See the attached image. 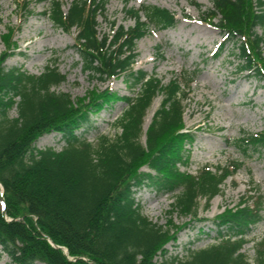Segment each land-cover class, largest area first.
Wrapping results in <instances>:
<instances>
[{
    "label": "trees",
    "instance_id": "1",
    "mask_svg": "<svg viewBox=\"0 0 264 264\" xmlns=\"http://www.w3.org/2000/svg\"><path fill=\"white\" fill-rule=\"evenodd\" d=\"M107 1L74 0L63 11L61 3L52 0L42 14L63 32L74 31V50L83 72L102 81L127 75L138 85L135 96L104 89L89 90L73 100L54 90L64 80L55 66H45L38 75L6 68L4 62L15 48L13 30L0 37L1 251L13 264H249L240 250L262 217V201L256 196L214 216V242L188 250L183 258L166 256L165 245L175 241L179 228L156 225L141 214L136 189L146 185L169 193L172 210L190 215L199 198L209 201L241 164L231 162L213 172L201 166L195 175L180 170L188 159L185 145L194 136L182 119L181 85L190 80L173 77L162 84L152 74L132 70L136 40L149 26H173L174 15L163 7L124 3L123 13L132 25L111 21L109 34H98L96 17ZM210 3L201 19L220 33L214 55L228 44L237 58L236 71L264 80V36L256 32L264 27V0ZM19 8L24 12L22 2ZM157 95L160 101L141 144L143 116ZM115 102L124 106L113 139L101 135L92 144L76 133L89 124L90 115ZM13 107L16 116L8 117ZM50 132L59 134L64 146L58 151L35 148L34 141ZM236 143L242 152L264 149V130L243 134ZM254 250L255 264H264V237Z\"/></svg>",
    "mask_w": 264,
    "mask_h": 264
},
{
    "label": "rangeland",
    "instance_id": "2",
    "mask_svg": "<svg viewBox=\"0 0 264 264\" xmlns=\"http://www.w3.org/2000/svg\"><path fill=\"white\" fill-rule=\"evenodd\" d=\"M52 0H0V37L12 29L15 48L4 62L6 68L16 67L30 75H38L45 66H55L64 80L54 87L67 93L73 100L89 90L100 92L109 89L118 95L135 96L138 85L127 75L99 80L83 72L73 45L74 31L65 33L42 14ZM63 11L74 0H58ZM21 2L24 12H21ZM138 8L154 5L167 9L176 23L165 29L147 28L146 34L136 40V53L132 70L152 74L162 84L173 77L181 82L182 119L184 128L194 133L188 150V159L180 170L195 175L201 166L213 172L216 167H226L240 162V167L218 185V193L209 201L199 198L194 214L181 215L172 210L169 193L157 192L144 185L135 190L134 199L141 214L150 222L171 229L179 228L175 241L165 245L166 256L183 258L188 250H196L214 242L216 229L211 220L225 207H234L245 198L262 201L261 220L245 236L241 252L249 264H255V246L264 237V149L241 151L236 140L243 134H257L264 130V80L237 72V58L232 46L225 44L218 54L214 51L220 42L219 31L206 24L201 15L211 8L210 0H108L104 10L96 17L98 34H109V22L132 25L123 13V4ZM216 18L212 19V22ZM256 32L264 36V27ZM31 38V39H30ZM156 46L158 49H156ZM4 46L0 38V53ZM219 51V50H218ZM217 51V52H218ZM160 95L155 96L143 116L139 142H144L153 111L158 107ZM124 104L110 103L89 117V124L76 133L96 144L99 136L113 139L119 132L116 121ZM8 117L16 116L14 107ZM148 119V120H146ZM57 133H45L33 143L37 149L64 146ZM140 170H146L141 167ZM185 224V225H184ZM159 261V258H155ZM0 264H13L0 249ZM34 264H42L36 262Z\"/></svg>",
    "mask_w": 264,
    "mask_h": 264
},
{
    "label": "bare ground",
    "instance_id": "3",
    "mask_svg": "<svg viewBox=\"0 0 264 264\" xmlns=\"http://www.w3.org/2000/svg\"><path fill=\"white\" fill-rule=\"evenodd\" d=\"M31 39V38H30ZM146 120H148V119H146Z\"/></svg>",
    "mask_w": 264,
    "mask_h": 264
},
{
    "label": "water",
    "instance_id": "4",
    "mask_svg": "<svg viewBox=\"0 0 264 264\" xmlns=\"http://www.w3.org/2000/svg\"><path fill=\"white\" fill-rule=\"evenodd\" d=\"M57 247V246H56Z\"/></svg>",
    "mask_w": 264,
    "mask_h": 264
}]
</instances>
